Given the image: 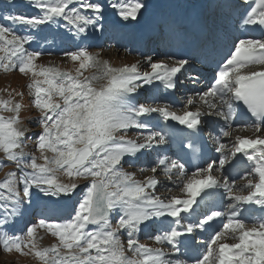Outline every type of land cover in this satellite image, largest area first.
Here are the masks:
<instances>
[{
  "label": "snow or ice",
  "instance_id": "obj_1",
  "mask_svg": "<svg viewBox=\"0 0 264 264\" xmlns=\"http://www.w3.org/2000/svg\"><path fill=\"white\" fill-rule=\"evenodd\" d=\"M25 2L39 14L9 12L3 16L12 25L23 26L24 34L0 25V70H18L31 77L27 87L42 127L35 134V146L43 163H37L36 156L25 159L28 154L23 150V142L32 137L26 136V129L17 126L21 103L0 102V110L13 113L8 117L0 115V152L19 171V175L16 171L7 173L0 181L3 251L32 254L41 264H264V214L251 215L253 209L245 207L255 205L264 213V38L235 41L218 62L211 86L189 96L178 114L169 110L170 105L155 107L140 103L137 97L145 86L162 85L174 91L183 85L180 76L197 71L190 58L170 55L169 64L149 56L146 64L150 71L141 72L139 61L111 67L87 47H79L63 53L76 65L73 75L51 64L38 65L36 61L43 53L25 48L26 44L35 42L41 26L59 21H66L74 36L86 37L88 29H96L104 19L107 9L123 21H138L148 8L144 0H107L106 4L103 0ZM243 3L248 4L249 0ZM243 22L264 26V0L249 5ZM93 67L102 74L84 75ZM101 79L105 83L97 86ZM190 79L199 82L198 72ZM195 97H199L207 112L200 108L190 110L196 104ZM241 106L246 109L243 113L246 122L238 123L237 127L251 128L254 134L237 135L226 145L220 136L231 137ZM205 117L223 121L218 124L220 136L214 138L218 165L216 158L210 157L206 166L198 165L189 175L180 159L163 154L170 139L162 129L156 130L157 124L160 120L175 121L190 134H199L208 123ZM129 130H136L137 139L127 137ZM185 147L192 149L191 144ZM225 148L230 151H223ZM152 152L156 157L151 168L142 166L140 170H150L153 175L138 180L135 172L124 170L125 163L132 166L135 160ZM237 154L254 161L250 171L240 177L246 179L244 184H237L235 178L223 174L225 166ZM158 171L183 195H157V187L161 185L156 178ZM57 172L73 182H61ZM216 172H221V176L215 175ZM76 179L85 183L79 185L74 182ZM163 186L171 192V187ZM243 192L247 195L237 194ZM41 194L49 198L78 197L74 214L62 220L40 217L28 224L22 234L3 230L9 218L20 214L24 205L30 206ZM217 197V208L202 215L198 213L201 203L207 204ZM164 221L167 227L149 234L148 239L169 246L168 252L139 243L142 230L163 225ZM210 222L222 227L214 229V234L206 240H197V230L207 231L213 226ZM37 229L46 230L57 243L38 249ZM122 237L126 238V247ZM228 239L237 242H222ZM197 243L206 245L199 255L187 258L177 255L182 249H194Z\"/></svg>",
  "mask_w": 264,
  "mask_h": 264
},
{
  "label": "rangeland",
  "instance_id": "obj_2",
  "mask_svg": "<svg viewBox=\"0 0 264 264\" xmlns=\"http://www.w3.org/2000/svg\"><path fill=\"white\" fill-rule=\"evenodd\" d=\"M191 1V0H190ZM103 2L106 4L107 0H103ZM23 13L27 15H38V10L35 9L34 7H31L28 3L25 2V0H11V3L9 0H0V25H4L7 27H11L14 29V31L17 34H24V29L23 26L20 25H12L10 21L3 19V16L6 15L7 13ZM223 15L225 13H222ZM116 16L113 13V10L107 9L104 13V21L109 20L110 22L115 21V19H119V21L123 22L118 16L116 18H113ZM110 18V19H107ZM6 21H8L6 23ZM101 21L99 26V30L101 31V28L103 27L104 24H107V21ZM104 22V24H103ZM109 23V22H108ZM126 24V23H125ZM70 26L67 25L66 21H59L56 24H50L48 26H41V33H36L35 34V42L32 44H26L25 46L28 47V51H33L37 50L36 46L38 45V42H47L46 45L53 43L55 49L52 51L44 50V49H39L38 51H41L43 55L39 57L36 61L38 65H49L51 64L52 66L58 67L62 71L70 72L73 75H75V67L76 65L66 56L63 55L64 52L67 51H75L74 48L69 47L72 44L76 42H69L66 43L67 40H72L74 38L72 32L69 31ZM96 29L89 28L87 31V34H89L91 31H95ZM88 35H86L87 37ZM230 37H227V40ZM80 40L79 42L80 45L79 47H87V50L90 53L96 54L99 58L100 61H107L108 64L111 67H114L111 62L115 59L116 56H119L120 59H124L123 61L127 62L128 57L130 55H136L139 59L141 60H147L146 57L143 54L137 53L135 49L129 48L127 45L126 47H123L121 49H118V51L115 50V56L111 55L109 58L106 54V51H109L110 48H113L117 43L121 42V39L118 38L117 35H113V38L110 39L108 42H106V45H90V39H82V37H78ZM78 44V43H75ZM62 49H61V48ZM78 47V48H79ZM65 48H70L69 50ZM72 48V49H71ZM76 48V50L78 49ZM99 49H102L101 53H98ZM134 53V54H133ZM163 51H158L156 54H153L151 57H153L154 60H160V61H167L168 60V55L163 54ZM2 55V54H0ZM122 56V57H120ZM124 57V58H123ZM113 59V60H111ZM127 59V60H125ZM123 64L120 62L119 67L124 66L126 63ZM126 65H132V63H128ZM118 68V67H116ZM97 70V71H96ZM97 73V74H96ZM100 75L102 72L98 68H88L85 72L84 75ZM31 77L25 76L21 74L18 70H13L10 72H4L3 70H0V102L2 101H7L11 100L13 103L19 102L22 105L21 111L19 112V120L20 124L17 125L20 128H24L27 130L26 136L32 137V139H25L23 142V150L26 154H28L25 159H30L31 156H36L37 157V163H43L42 160L39 159L40 152L36 149L35 146V134H38L42 131L41 125L38 123V117H39V112L32 106V97L29 95V89L27 85L30 83ZM97 86L99 84H103L105 82H102V80H99L96 82ZM18 93H23V95H18ZM143 103L149 104L152 103V106L154 105L155 107H161L163 104L160 103L158 97H152L149 98L148 100L144 101ZM183 102H181V105L177 104L176 106L173 107V111L183 107ZM0 115H3L5 117L13 115V113H9L7 111L0 110ZM33 122H29V121ZM128 133H133L130 135H127L129 139H134L135 136H137L136 130H129ZM135 135V136H134ZM241 135V136H252L253 135V130L251 128H238L234 131H232L231 137H225L223 139V143L228 145L231 140H234L235 136ZM130 136V137H129ZM152 153H148L144 155V160L147 159ZM46 155L51 156V153H47ZM156 156L153 158H150V160L147 162L146 165H137L134 163L132 166H129L128 163H125L123 165V168L125 171L128 172H139L143 173L140 178L135 177L138 180H143L145 176H151L153 175L150 170L147 171H141V167H146L148 169L151 168L152 166V161L155 159ZM140 159V158H139ZM0 164L3 166H0V181H3L6 178V174L11 172V171H16L17 175H19V171L16 168L15 163L7 161L6 158L4 157V154L0 152ZM58 179L63 182V183H70L73 182L70 177H67L66 175L57 172L56 173ZM156 178L161 181V185L159 186L160 188L156 190L157 195H161L162 197H171V196H182L183 194L179 192V190L175 187H173L171 184L168 183V177L162 172L158 171L156 174ZM176 177L173 176V179ZM74 182H76L79 185H83L85 181L83 179H76ZM246 183V179L242 180L241 182L237 184H244ZM163 185H167L168 187H171L172 190L171 192H168L166 188ZM78 190V194H79ZM240 195H247V192L243 193H237ZM23 195L21 191V196ZM78 200V197H72L71 199L68 198H57V197H43L42 194L36 198H34L31 202V205H24L23 208L21 209L20 214L15 216L14 218H9V223L4 227V231H6L8 234H22L24 231H26V226L30 223L35 222L38 218L40 217H46L49 219H54V220H62L65 218H69L71 214H74V208L75 204ZM0 203H3L0 201ZM11 208V205H9V210ZM65 211L66 217H63L61 219H56L55 217L57 216L56 213L58 210H63ZM255 210V208H253ZM30 213H33L35 215V220H32L29 222L28 219H30ZM56 213V214H55ZM53 214L56 215L53 217ZM62 215V214H60ZM4 218V209L0 208V219ZM115 221H113L114 223ZM154 235L155 233H151ZM209 237H198V240H206ZM147 241L148 243L154 244L155 242L151 239H148V235L144 233H140L139 235V243ZM222 242H227V243H236L237 241L228 239L227 241H222ZM36 243H37V248L42 249V248H47L51 247L53 244L57 243V240L55 237H53L50 233H48L44 229H37L36 231ZM152 246V245H150ZM125 247H126V242H125ZM154 247V246H152ZM155 247H161L163 251L168 250L169 251V246H162V245H157ZM206 249V245L200 243V247L196 250L193 251V255H199L202 251ZM24 251H28V249H25ZM165 251V252H168ZM178 255V254H177ZM179 256V255H178ZM180 257V256H179ZM181 258V257H180ZM0 264H41L39 260H37L32 254L29 255H22L20 253H17L15 250L11 252H5L3 251L2 245H0Z\"/></svg>",
  "mask_w": 264,
  "mask_h": 264
},
{
  "label": "bare ground",
  "instance_id": "obj_3",
  "mask_svg": "<svg viewBox=\"0 0 264 264\" xmlns=\"http://www.w3.org/2000/svg\"><path fill=\"white\" fill-rule=\"evenodd\" d=\"M145 1V0H144ZM151 2L152 3H154V0H151ZM151 14H153V6H151V7H149L148 6V8H147V11H144V12H142V15H141V17H140V19L138 20V21H130V22H126V21H123V22H121V21H119V19H115V21H112V22H116L117 23V25L119 26V28L118 29H120L121 31H127V27L126 28H123L125 25H131V24H135V31L136 30H138V33L139 34H145L147 31V29H148V26L147 25H144V22L141 20V19H143V18H148ZM156 18V17H155ZM153 20H155V19H153ZM156 20H159V19H156ZM105 21H107V20H105ZM104 21V22H105ZM8 21H6V23H7ZM104 22H103V24H104ZM108 22H110L109 20L107 21V23ZM119 22H121V23H119ZM111 23V22H110ZM126 23V24H125ZM148 25H149V23H147ZM109 24H104L103 25V27L102 28H104L106 31H107V33L112 29L111 28V26H108ZM101 27V26H100ZM131 27H132V25H131ZM99 29L98 30H95V32H90L89 34H87L88 36L87 37H83L82 39H90V45H95V43H96V39H100L101 37H97L96 35L99 33ZM101 31H103V30H101ZM134 31V32H135ZM131 36H134V34H131ZM74 38H72V39H78V37L77 36H73ZM137 38V37H136ZM87 39V40H88ZM110 40V39H109ZM109 43V42H108ZM138 43V42H137ZM104 45H106V44H104ZM40 45H37L36 46V48H40L39 47ZM124 47V45H122V44H116L113 48H110L109 49V51H106V54L107 55H109L108 57L110 58L111 57V55H113V56H115L114 54H115V50L116 51H118V49H121V48H123ZM25 48L26 49H28V47L27 46H25ZM51 48H53V49H55V47H54V44L53 43H50V44H48V45H43V46H41V49H44V50H48V51H52L53 49H51ZM72 49V48H71ZM101 51H102V49H99V51H98V53H101ZM134 54V53H133ZM164 54V53H163ZM120 57H122V56H120ZM124 58V57H123ZM111 60H113V59H111ZM124 59H120L119 60V56H116L115 57V59L113 60V62H111L112 63V65L114 66V67H119V65H122L123 64V61ZM125 60H127V59H125ZM128 60L129 61H127L129 64L130 63H132V64H135V63H137L138 61L140 62V70H149L150 68L147 66V64H146V60L144 59V60H141V59H139L136 55H130L129 57H128ZM169 60V59H168ZM122 63V64H119V63ZM127 62L125 61L124 63H126L127 64ZM125 64V65H126ZM100 70V69H99ZM97 71V70H96ZM101 71V70H100ZM141 71V72H142ZM97 74V73H96ZM99 75V74H98ZM101 75V74H100ZM102 80V82H105L103 79H101ZM154 106V105H153ZM210 121L212 120V119H209ZM131 134H133V133H127V135H130L131 136ZM254 134V133H253ZM129 136V137H130ZM135 136V135H134ZM135 139H137V136H135ZM136 164H139L138 162L136 163ZM142 164H143V162H142ZM143 173H139V172H136V176L137 177H141V176H143L142 175ZM160 187L158 186L157 187V190L159 189ZM213 203H215V201H213ZM215 205V204H214ZM259 210V209H258ZM56 213H58V214H56L57 216H59L60 215V211H57ZM60 216H62V215H60ZM33 217V216H32ZM114 224H115V222H114ZM122 239H124L125 240V242H126V238L125 237H122ZM148 244H150V243H148Z\"/></svg>",
  "mask_w": 264,
  "mask_h": 264
}]
</instances>
